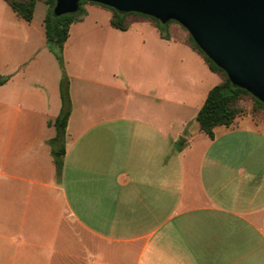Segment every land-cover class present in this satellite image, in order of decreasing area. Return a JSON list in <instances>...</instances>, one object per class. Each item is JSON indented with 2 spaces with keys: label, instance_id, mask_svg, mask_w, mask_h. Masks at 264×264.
Segmentation results:
<instances>
[{
  "label": "crops",
  "instance_id": "1",
  "mask_svg": "<svg viewBox=\"0 0 264 264\" xmlns=\"http://www.w3.org/2000/svg\"><path fill=\"white\" fill-rule=\"evenodd\" d=\"M82 8L63 46L72 108L57 176L48 6L27 21L0 0V264H264V120L209 137L195 116L221 77L186 37Z\"/></svg>",
  "mask_w": 264,
  "mask_h": 264
},
{
  "label": "water",
  "instance_id": "2",
  "mask_svg": "<svg viewBox=\"0 0 264 264\" xmlns=\"http://www.w3.org/2000/svg\"><path fill=\"white\" fill-rule=\"evenodd\" d=\"M82 0H55L73 13ZM161 22L174 20L236 85L264 103V0H85Z\"/></svg>",
  "mask_w": 264,
  "mask_h": 264
},
{
  "label": "trees",
  "instance_id": "3",
  "mask_svg": "<svg viewBox=\"0 0 264 264\" xmlns=\"http://www.w3.org/2000/svg\"><path fill=\"white\" fill-rule=\"evenodd\" d=\"M18 16L30 21L33 18L36 3L40 0H6ZM47 6V13L44 17V27L46 35V44L49 50L55 55L59 66L61 68L60 80V97L61 108L53 122H49L56 129V134L48 143L51 147V154L56 168L57 176L61 175L63 167V159L65 155V136L67 121L71 113L72 102L69 92V79L64 68L63 46L69 35V27L71 23L79 21L85 15V10L82 4L88 2L82 0L79 2L78 8L73 13H65L57 15L54 13L55 0H42ZM95 3V2H93ZM100 4V3H96ZM102 5V4H100ZM111 10V25L117 29L125 30L129 27L131 21L136 18H148L155 22L159 29L161 37L165 39L170 38L168 32V25L174 20L161 22L160 20L149 15L138 12H121L106 5H102ZM177 23V22H176ZM186 30V29H185ZM186 42L196 50L205 59L208 66L217 72L221 81L213 86L198 110L195 120L198 123L199 130L205 132L209 137H213V129L216 126H229L234 123L235 119L243 115L242 99L246 96L254 101L253 112L250 113L256 120H264V103L250 94L244 88L236 86L227 76L224 70L218 67L211 59L195 43L191 35L188 33ZM6 77L0 76V85L6 81ZM260 111L261 116H256L255 112ZM189 136L188 130H185L183 135L177 141V148H182L187 143Z\"/></svg>",
  "mask_w": 264,
  "mask_h": 264
},
{
  "label": "rangeland",
  "instance_id": "4",
  "mask_svg": "<svg viewBox=\"0 0 264 264\" xmlns=\"http://www.w3.org/2000/svg\"><path fill=\"white\" fill-rule=\"evenodd\" d=\"M168 32L169 34H174L176 37H187L188 32L187 30H185V28H183L179 23L176 22H171L168 25ZM241 104L244 108L243 110V115H248L250 113H254L253 112V106H254V101L246 96L244 99H242ZM256 116H261V113L259 110L255 112ZM251 115V114H250ZM263 130H264V125H263ZM216 145H214L213 147H215Z\"/></svg>",
  "mask_w": 264,
  "mask_h": 264
}]
</instances>
